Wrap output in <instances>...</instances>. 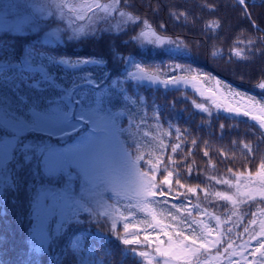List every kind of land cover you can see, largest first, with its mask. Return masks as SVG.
<instances>
[{
	"label": "snow or ice",
	"instance_id": "1",
	"mask_svg": "<svg viewBox=\"0 0 264 264\" xmlns=\"http://www.w3.org/2000/svg\"><path fill=\"white\" fill-rule=\"evenodd\" d=\"M257 7L264 0H0V264H113V243L136 264H264V154L232 139L213 150L179 125L175 99L142 94L191 87L206 118H248L264 143V97L231 85L206 95L202 76L223 81L178 62L199 43L157 19L209 44L231 34L227 56L211 55L244 79L264 61ZM256 80L264 91V63ZM218 130L209 135L223 141Z\"/></svg>",
	"mask_w": 264,
	"mask_h": 264
},
{
	"label": "trees",
	"instance_id": "2",
	"mask_svg": "<svg viewBox=\"0 0 264 264\" xmlns=\"http://www.w3.org/2000/svg\"><path fill=\"white\" fill-rule=\"evenodd\" d=\"M173 2H183V0H173ZM233 3H235V0H232ZM227 14L234 15V13L231 12V10H226ZM254 13L260 14L264 13V8L257 7L253 9ZM157 19L161 22H167L170 28V33L175 32L177 35H180L182 38L184 36H188V43L191 46L193 43H199L198 47L192 48V55L187 59H181L178 62L191 64L193 67L198 68L201 70L202 73L210 74L211 77H216L217 79L223 81V84L219 85L223 89H226V85H231L233 89H236L241 92H246L251 96H256L257 98L264 97V91L258 89L255 85L258 83L256 80L257 76V69L258 66L261 63H264V61L258 60L255 65H252L249 68L244 69V79H241L236 72L230 71L229 69L232 67H235V64L229 65L226 61V59H222L219 55L218 56H212L211 53L214 51H222L224 56H227L228 49L232 46V36L231 34H228V38L225 39L224 35L222 34L221 38L216 41H212L211 44L206 42V37H203L201 33L197 32H190L188 28H185L179 22L170 21L168 20L167 16L164 15L162 17H157ZM235 22V21H234ZM215 45L213 47L212 45ZM102 50V46L93 48L92 46H88L84 49L83 54H88L92 51H100ZM71 51V50H70ZM155 62L159 63L161 61H167V56H159L154 58ZM152 60L146 61V63H152ZM202 83L206 86H213L217 85L216 79H211L202 76L201 77ZM152 89V88H151ZM162 94V99H167L169 101L175 99L177 101L176 103V109L177 112L173 113V116L176 117L178 113V120L179 125L181 127H184L185 125L189 124L192 126V128H195V132L193 133V136H200L201 131L208 132L206 130L199 129L197 130V125L199 124V119L206 121L207 123L211 124L212 127L215 126V120L214 117L210 120L206 118L203 114L199 112V110L195 109L191 105L192 99H197L199 101V98L196 96H189L188 92L186 91H176V90H168V91H162L159 90ZM142 94L149 95L151 99L158 100L157 98L153 97L149 94L148 90H142ZM186 95V98L181 100V96ZM160 103V102H159ZM161 105H164L163 103H160ZM187 107V111H179L182 108ZM224 118V117H221ZM235 122L242 121L244 122V119H235ZM227 126V125H226ZM154 127V125H153ZM251 129V131H248ZM165 130H167V126H165ZM145 131H148V129H145ZM248 133V136H251L253 140L249 139L246 135L243 136L242 134ZM241 134L240 131H235L230 126H227L226 129V135L225 139L223 141L215 140L213 145V150L216 147H219L221 143H223L225 146L228 145L229 139L237 140L241 142H248L250 143L254 148H258L257 152V158H259L260 155L264 154V143L259 142L255 136L259 135V132L257 129L252 127L249 123L245 126L243 133ZM230 147V146H229ZM235 153H238V156L236 157L234 169L235 170H244V167H242V161L245 160V154L243 152L242 147H236L232 150ZM229 155H231L229 153ZM197 163L200 162V155H197L196 157ZM207 222V219H205ZM167 222V221H166ZM213 226H215L213 222ZM115 252L117 251L118 245L113 243L112 245ZM116 256H118V252H116ZM113 264H121L119 260L115 257V260L113 261Z\"/></svg>",
	"mask_w": 264,
	"mask_h": 264
},
{
	"label": "rangeland",
	"instance_id": "3",
	"mask_svg": "<svg viewBox=\"0 0 264 264\" xmlns=\"http://www.w3.org/2000/svg\"><path fill=\"white\" fill-rule=\"evenodd\" d=\"M199 87H202L203 90H205V94L207 95L208 94V89H216L217 87H219L222 91L224 92H227L228 90L226 89H223L222 87H220L219 85H213V86H206L204 85L203 83H201L200 85H198ZM163 91V89H161ZM169 90H175V89H169ZM181 90L182 91H186L188 92V95L189 96H196L199 98V101L198 102H202V98L199 97L198 93L195 92L194 89H192L191 87H189L188 89H184L183 86H181ZM150 95H152L153 97L157 98L158 101L160 103H163L164 105H167V103L169 102V100L167 99H162V94L160 93V91L157 90V87L156 86H153L152 89L150 91H148ZM213 112L216 113V110L213 108ZM204 115V114H203ZM221 117H224V118H221ZM199 119V124H203L204 127L202 128V130H206L208 132H204V131H201V134L199 137H202L203 139L205 140H209L212 142V145H214V142L216 139L215 136H210L209 133L210 132H213L215 131L217 135H219V130H218V125L220 123H224L225 125H227L228 127L230 126L232 129H234L235 131H240L241 134L243 133V130L245 128V126L247 125L248 123V118H243V117H234L233 114H229V113H226L224 112L223 110H221L219 113L215 114L214 115V120H215V126L214 127H209V123H207L206 121L202 120L201 118H198ZM235 119H244V122L242 121H238V122H235L234 120ZM227 126H226V129H227ZM184 127H190L192 130H193V133L195 132V128H192L191 125L187 124L185 125ZM248 133H244L242 134L243 136H247L249 139L253 140V138L251 136H248ZM192 137H186V139H191ZM231 155L233 154V151H230L229 152ZM235 156H238V153H235ZM200 155V154H198ZM244 161H242L243 163ZM246 167H252L251 165H245ZM237 171H243V170H237ZM203 186V185H202ZM209 211H212L211 208H209ZM217 214H219L220 210L217 209ZM204 219H207L206 217ZM224 221H222L221 223V227L224 226ZM118 252V256H115L117 258V260L120 261L121 264H136V261L133 260V259H123L120 255V250H119V246L117 248V251Z\"/></svg>",
	"mask_w": 264,
	"mask_h": 264
}]
</instances>
